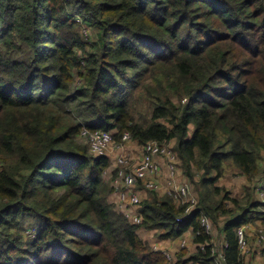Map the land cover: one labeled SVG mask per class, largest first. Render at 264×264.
Segmentation results:
<instances>
[{
  "label": "trees",
  "instance_id": "trees-1",
  "mask_svg": "<svg viewBox=\"0 0 264 264\" xmlns=\"http://www.w3.org/2000/svg\"><path fill=\"white\" fill-rule=\"evenodd\" d=\"M84 128L175 140L192 214L151 191L130 221ZM230 168L264 176V0H0V264H217L203 216L228 217L225 264H243L264 202L217 185ZM190 227L203 247L172 262L139 234Z\"/></svg>",
  "mask_w": 264,
  "mask_h": 264
},
{
  "label": "built area",
  "instance_id": "built-area-1",
  "mask_svg": "<svg viewBox=\"0 0 264 264\" xmlns=\"http://www.w3.org/2000/svg\"><path fill=\"white\" fill-rule=\"evenodd\" d=\"M82 135L84 138L83 142L87 144L89 152L94 156H108V154L113 151L114 146L121 149L127 142L133 140L129 132L123 134L122 142L120 143L113 138L111 132L103 130L91 131L84 128ZM160 157L166 161L171 176V182L165 190L164 195L171 196L174 201L176 200L180 201L182 204H187L185 211L178 218V221L183 222L192 214V211L196 207L195 200H187L189 192L188 182L179 184L175 183L178 171L181 172L179 166L180 158L177 152L167 144H162L157 141H149L142 144V157L137 163L132 164L131 168H128L127 166L128 160L126 155L121 154L117 156L115 162L111 163L108 169V173L113 172L115 176H117L114 185L120 190L121 201L123 203L128 201L131 207L130 210L126 209V212H120L135 224L142 222L140 207L143 201L137 193L139 185L156 193L160 189L159 178L162 174V168L159 163ZM256 191L264 198V176L257 183ZM201 222L202 225L205 226L206 232L210 234L212 231L210 219L203 216ZM237 237L240 255L242 256V253L245 252V246L247 243L245 225L238 227ZM261 238L264 240V231L261 234ZM213 251L216 253L217 264H225L224 248H214ZM164 254L170 262L173 261L171 254L166 251Z\"/></svg>",
  "mask_w": 264,
  "mask_h": 264
},
{
  "label": "crops",
  "instance_id": "crops-1",
  "mask_svg": "<svg viewBox=\"0 0 264 264\" xmlns=\"http://www.w3.org/2000/svg\"><path fill=\"white\" fill-rule=\"evenodd\" d=\"M170 147H174L175 145V140H172L170 143H168ZM128 149L130 153L128 152ZM124 154H131L130 159L133 161V164L137 163L141 157H142V145L139 144L136 140H132L130 142H127L124 147L118 151L117 156ZM112 159V163L115 162L116 158ZM159 163L162 168V174L161 177L159 178L160 182V189L157 191V193L160 196H163L165 194V190L169 186L171 182V176L169 173V167L166 163V161L163 158H159ZM182 162L179 160V166L181 168V172L178 171V176L175 179V183H184L188 182L189 184V192H188V197L187 200H195L196 204L199 203V193L196 189V186L191 182V180L185 175L184 170L181 166ZM230 170H234V172L238 173L240 176L243 178L247 179L248 186L245 188L244 192L241 193L240 195H234L232 190L231 191L232 196L235 197H242L246 193V189L250 186L257 185V183L263 178L262 176H259L254 183L249 182L248 178L244 175L241 174V172L237 168H231L229 169L225 175L228 174ZM112 177V176H110ZM225 177V176H224ZM222 177V178H224ZM217 182V185L222 186L219 184L220 180ZM117 179V176H114V179L112 180L111 184L114 188V192L111 196L112 201L116 204V208L119 211L126 212V209H131L129 202L123 203L120 199V190L117 189L114 185L115 180ZM225 187V186H224ZM138 195L141 198L142 201H144L149 195L151 194L150 190H147L143 188V186L139 185L138 187ZM256 197L261 201L264 202V198L259 195L257 191H255ZM177 205H182L180 201H176ZM211 221V220H210ZM228 222V217L226 216H221L217 219V225L216 227L212 224V231L210 233L211 236V242L215 248H220L225 246V230L224 227L226 223ZM245 225V232H246V238H247V243L245 246V252L246 254L243 255V264H264V240L261 238V234L264 231V225L262 223V218L261 216L257 215L254 217V219L249 222L244 224ZM140 236L147 242L150 243V245L156 249H160L163 252L169 251L172 255L173 260L176 259L177 254L184 250H187V254L189 255L196 251L198 247L202 248L203 244L196 243L194 241L195 235H194V229L190 227L185 233H183L181 236L176 237V238H171V239H159L157 237V234L153 230H147V229H140L139 230ZM244 252V253H245Z\"/></svg>",
  "mask_w": 264,
  "mask_h": 264
},
{
  "label": "rangeland",
  "instance_id": "rangeland-1",
  "mask_svg": "<svg viewBox=\"0 0 264 264\" xmlns=\"http://www.w3.org/2000/svg\"><path fill=\"white\" fill-rule=\"evenodd\" d=\"M84 32L86 33V29H84ZM139 110L144 115H147L148 113H150L151 106H150L149 102H147L146 100H140L139 101ZM77 139L79 141L84 140L82 133L80 134V136L77 137ZM172 148L174 149V147H172ZM118 151H120V148L118 149V147L114 146L113 151L108 154L110 161H112V159L117 156ZM128 152L130 153L129 149H128ZM130 155L131 154L126 155V158L128 160V163H127L128 168H131V165L133 164L132 160L129 161ZM110 176H112V177H110ZM114 176H115V174L113 172L108 173V171H107L106 178L108 180H110L112 182V180L114 179ZM219 184L222 186H225L229 190H232L234 195H240L241 193L244 192L245 188L248 186L247 184H249V183H248L247 179L243 178L238 173L234 172V170H230L228 172V174L225 175V177L220 180ZM28 224L31 225V223H28ZM28 224H26V226H29ZM28 231L30 233H34V232H36V228H34V227L29 228ZM225 246H226V242H225ZM225 246H223V248ZM166 252L171 254L169 251H166ZM242 254L245 255L246 252L245 253L243 252ZM243 255H242V257H243Z\"/></svg>",
  "mask_w": 264,
  "mask_h": 264
}]
</instances>
